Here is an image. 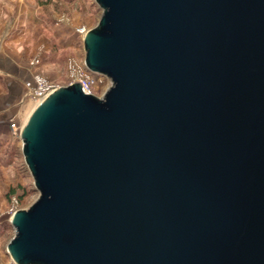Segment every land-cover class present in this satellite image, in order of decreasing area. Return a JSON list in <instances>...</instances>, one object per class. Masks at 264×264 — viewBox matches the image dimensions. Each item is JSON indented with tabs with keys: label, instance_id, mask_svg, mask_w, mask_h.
<instances>
[{
	"label": "water",
	"instance_id": "obj_1",
	"mask_svg": "<svg viewBox=\"0 0 264 264\" xmlns=\"http://www.w3.org/2000/svg\"><path fill=\"white\" fill-rule=\"evenodd\" d=\"M93 1L83 61L110 86L27 116L10 259L264 264V0Z\"/></svg>",
	"mask_w": 264,
	"mask_h": 264
},
{
	"label": "rangeland",
	"instance_id": "obj_2",
	"mask_svg": "<svg viewBox=\"0 0 264 264\" xmlns=\"http://www.w3.org/2000/svg\"><path fill=\"white\" fill-rule=\"evenodd\" d=\"M38 4L49 17L50 26L56 27L55 29H58L56 31L61 35L58 38L53 31L44 32L51 45L49 54L57 61L54 59L56 64L50 65L46 72H36L33 81L36 76H40L54 87L67 85L69 79L66 58L71 56L82 61L84 56L82 41L76 34L75 28L81 25L87 29L94 27L101 11L93 5V0H39ZM61 41L74 45L62 48ZM38 58L36 55L33 62L38 63ZM33 85L34 83L22 94L18 102L19 110L15 115L0 117L2 125L0 128V264H8L11 260L6 246L14 235V229L9 222L12 213L17 209L29 207L38 196L23 162L22 143L18 134L19 128H22L30 111L36 105L35 101L27 102L24 97ZM109 86L110 80L103 77L93 88V94L102 97ZM10 120L15 121L18 126L16 133L12 132Z\"/></svg>",
	"mask_w": 264,
	"mask_h": 264
},
{
	"label": "crops",
	"instance_id": "obj_3",
	"mask_svg": "<svg viewBox=\"0 0 264 264\" xmlns=\"http://www.w3.org/2000/svg\"><path fill=\"white\" fill-rule=\"evenodd\" d=\"M38 1L0 0V117L15 115L22 94L34 83L33 75L56 64L44 32L53 31L58 38L61 34L50 26ZM60 45L66 48L74 44L61 41ZM36 55L38 63L33 62Z\"/></svg>",
	"mask_w": 264,
	"mask_h": 264
},
{
	"label": "built area",
	"instance_id": "obj_4",
	"mask_svg": "<svg viewBox=\"0 0 264 264\" xmlns=\"http://www.w3.org/2000/svg\"><path fill=\"white\" fill-rule=\"evenodd\" d=\"M86 31L87 28L84 25L75 28V32L80 37L81 40ZM66 64H67V76L69 79L68 84L77 82L80 84L82 91H84L85 93L93 94V88L104 76L88 71L83 60L78 61L71 56L66 58ZM53 88L54 86L49 84L43 77L36 76L33 87L27 93H25L24 97L29 101H35L37 104L48 93H50V91ZM10 127L13 133H16V131L18 130V126L13 120H10ZM20 131H21V127L18 130L19 136H20ZM8 264H16V263L10 260Z\"/></svg>",
	"mask_w": 264,
	"mask_h": 264
}]
</instances>
